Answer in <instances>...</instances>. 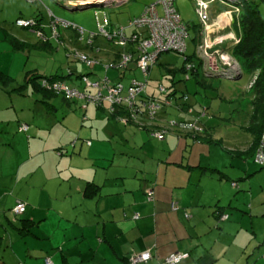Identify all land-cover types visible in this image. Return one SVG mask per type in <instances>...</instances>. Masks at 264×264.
<instances>
[{"label": "crops", "instance_id": "crops-1", "mask_svg": "<svg viewBox=\"0 0 264 264\" xmlns=\"http://www.w3.org/2000/svg\"><path fill=\"white\" fill-rule=\"evenodd\" d=\"M75 2L68 5L74 8ZM154 2L147 1L140 15ZM226 10L220 2L211 4L210 20ZM30 18H39L50 30L43 17ZM132 20L118 21L113 29L127 27ZM187 24L194 32L191 37L189 29L194 50L189 53L187 46V56L198 62L199 69L194 79H184L191 81L198 97L189 96L191 114L185 105L162 109L154 127L171 118L189 121L205 108L201 120L205 133L198 141L189 133L181 138L170 133L158 141L151 128L118 122L109 115L106 103L83 110L81 102L61 96L37 92L41 95L36 98L31 86L19 93L16 88L25 77L17 86L0 89V264H46L47 260L52 264H129L131 255L146 251L153 255L147 264H163L176 253L189 255L180 264H264V193L257 198L252 183L264 175V167L259 170L254 159L257 136L264 134V107L257 104L258 94L251 86L260 72H243L236 87L210 77L197 48L204 40L211 42L225 34L240 38L238 20L208 36L200 29L199 18L197 24ZM126 32L130 36L133 30ZM8 38L10 43V39L26 43L28 49L37 43ZM63 40L65 72L49 77L37 70L29 72L63 78L82 92V76L128 84L136 73L132 64L126 78L115 72L112 80V69L104 65L123 50L114 54L93 50L79 42L75 33ZM50 43L47 48L55 50L58 43ZM71 48L89 53L101 64L88 69L69 57ZM147 91L156 95L149 86ZM23 124L29 127L26 132L20 131ZM262 186L260 182L259 189ZM148 189L154 191L151 202L146 198ZM19 201L27 205L26 211L14 218L11 211ZM174 202L177 211L171 208ZM220 213L229 218L219 222Z\"/></svg>", "mask_w": 264, "mask_h": 264}, {"label": "built area", "instance_id": "built-area-1", "mask_svg": "<svg viewBox=\"0 0 264 264\" xmlns=\"http://www.w3.org/2000/svg\"><path fill=\"white\" fill-rule=\"evenodd\" d=\"M29 2H37V0H25ZM85 6V4H92L97 2H108L112 3L119 0H78L77 3ZM221 3L227 4L229 7L238 8L241 7L245 2L251 0H216ZM175 0H158L157 3L147 6L141 15V17L135 18L130 22V28H133V34L128 36L126 29L120 27L111 30L108 33L105 30L106 17L103 24H98L99 34L90 33L86 35V31L77 25L59 20L51 12L50 18L51 23L49 28L52 31V39L62 46L60 40V28L64 30L71 29L76 35L78 41H85L87 46H93L95 40L102 36L111 43H114L117 47H121L124 51L120 54L117 60L105 64L106 70L114 69L120 73L127 70L131 63H136L137 69L141 72L144 80L133 79L125 86L122 82H112L108 77L102 79H91L89 76H82L80 78L81 83L85 87V91L81 92L74 88L70 83L56 79H43L42 87L45 90L54 92L60 95L67 101H79L82 103V109L86 110L88 105L101 106L106 103L108 105V113L110 116L117 119L118 122L124 125L137 124L141 127L151 128L153 135L156 139L164 140L166 135L178 130L183 133L192 134L194 139L201 138L204 134V127L201 120L205 117L206 109L204 108L198 115L192 116L191 121H180L176 119L168 120L163 127H154L155 122L158 119V114L163 107H173L177 105L178 102L188 103L189 95L187 94H169L162 101L160 97H155L154 95L148 93L147 86L149 84V75L152 68L156 65L159 57L164 53H177L184 57L185 68L188 72L187 79L190 78V73L196 70V64L190 62L187 53V40L189 38V32L186 25L182 22L178 12L175 8ZM161 5V6H159ZM197 16L202 23L209 21L208 15L206 14L207 5L210 6V2L205 0H197ZM199 5V6H198ZM159 6V7H158ZM160 8H162L163 13H160ZM157 9L158 15L156 21L150 18V14ZM99 20L98 16H96ZM97 23H99L97 21ZM17 26L20 28L34 29L32 31L35 36L42 39L44 42L47 38L42 33V24L37 21L23 20L19 19L16 22ZM33 27V28H32ZM144 33V35H143ZM87 36V38H86ZM206 52V51H204ZM69 57L78 60L83 63L88 69L93 70L95 67L101 64L100 60L92 57L91 55L81 52L77 49L71 48L68 50ZM213 55H206V57H213ZM225 58V57H224ZM225 63L208 61L207 71L211 74L209 76H214L217 72H222L221 70H227ZM95 91L92 93L91 91ZM160 94H166L167 89L163 86L160 87ZM192 108L189 109L188 113H192ZM86 120V118H84ZM141 120H145L147 123H140ZM29 127L27 125H22L20 131H27ZM255 160L258 164L264 165V141L258 146L256 150ZM146 198L149 202L153 201L154 191L153 189H148L146 191ZM27 205L23 202H18L16 206L12 209V215L14 218H18L23 215L26 211ZM178 209L177 204H172V210L176 211ZM139 215L135 216L138 219ZM228 219V216L222 217V221ZM152 255L150 251H146L143 254H133L129 258L130 264H141L147 263L151 260ZM188 258L187 254L176 253L167 258L163 264H178L181 260ZM46 264H52L50 260L46 261Z\"/></svg>", "mask_w": 264, "mask_h": 264}, {"label": "rangeland", "instance_id": "rangeland-1", "mask_svg": "<svg viewBox=\"0 0 264 264\" xmlns=\"http://www.w3.org/2000/svg\"><path fill=\"white\" fill-rule=\"evenodd\" d=\"M75 1H78V0H37V2L35 1L29 2L25 0H0V71L7 73L14 79V82L12 83L11 86H17L19 83L20 84L23 83L25 74L29 71L37 70L39 71L40 74L42 75L44 74V75H47V77H49L50 75H52V73L55 74V73L65 72L68 67L66 49L64 47H61L60 49H56L57 47L58 48L60 47L58 45L55 48V50L38 49V48H34V49L30 48V49H26L22 51L14 50L13 46L9 42L8 37H14L19 41L26 40L33 44L38 42L36 41V38L34 37L35 34L33 35L32 33H30L34 29H30L32 30L30 31V30H26V29L18 27L16 25L17 20L19 19L28 20V21L35 20L38 23H41L37 18L28 19V17L37 15L39 17H43L46 22L51 23L50 13L52 12L57 19L63 20L65 22H69L71 24L77 25L78 27L84 29L87 33L86 35L88 36V34L90 33L99 34L98 24H103L105 21V17H106L107 24L105 25L106 26L105 30L108 33H110L111 30L115 29V28L113 29V27H115L113 26V24H116L118 21L120 22L130 21V19L132 20L137 15H140L141 10L143 11L145 3L151 0H126L127 3L125 4L114 6V7H103V8L90 7V6L85 7L81 5V1H79L80 3H73V5L76 6L74 8L68 5V2H75ZM123 1L119 0V1H114L112 3L113 4L123 3ZM154 1H156L154 3H157V0H154ZM205 1H208V0H205ZM196 2L197 0H175L174 5L176 8V11L178 12L181 20L184 23L186 24L189 22L194 23V24L198 23ZM208 2H210V5H211L219 1L209 0ZM256 2L259 5L260 13L264 18V3L262 0H256ZM222 4L227 7V10L223 12L219 16V18L215 20H210L209 18L210 6L207 5L206 14L208 15L209 21H207L206 23H202L200 20V24H201L200 29L204 31V34L206 36L212 35V34L214 35V34H217L231 27V25L236 20H238V25L241 30L242 36H243V30H242V25L240 21V16L243 10V5L241 7L234 9L232 7H229L227 4H224V3ZM96 16L99 17V20H97ZM139 17H141V15ZM223 17L227 19V22L224 23L222 21ZM97 21L99 23H97ZM120 27H116V28H120ZM122 28L124 29L130 28V25H128L127 27H122ZM60 32L62 33L63 37L67 35H71V34L74 35V32L71 29L64 30L63 28H60ZM190 33H191V37H193L194 32H192L191 29H190ZM190 33H189V37H190ZM225 35L226 37H224V35H221V36L214 38L211 42L204 40L203 44L201 45L199 44L197 48V55L203 63H207V64H208V61L210 62H214L216 60L219 61L220 58L227 57V59H229V61L233 65L231 66L232 68L227 67L229 68L230 74L225 75V74H222L221 72H217V74H215L214 76L215 78H220L224 80L225 82L232 83L233 86L236 87L237 85H235V82H239V81H236V79L241 77L243 72L245 71L241 65V62L236 60V58L232 55V50L238 44H240L242 36L240 38H237V37L232 36L231 34H225ZM187 43L189 46L188 51L189 53H191L194 50V47L190 39H188ZM88 47L92 48L93 50H98V51L100 48H102V51L104 52L108 51L109 53H112V54H114V51L119 52L120 50V48L117 47L114 43H111L109 40H106L102 36L98 37L95 40V43L93 46H88ZM221 47L222 48L224 47L223 50H221L222 49ZM213 54L215 56L206 57V55H213ZM197 55L195 53V57ZM187 57L188 56L186 53V58ZM103 59H108V58H103ZM184 61H185L184 57L176 53L162 54L158 59L157 65H155L154 69L151 71L150 76L148 78L151 80L149 83L150 91L151 92H153L154 90L156 91L157 88L161 84H163V86H165L169 90L176 89L181 94H187L191 96L190 98L198 97V95L194 94V92L191 89L193 88L191 81H184V78L186 77V76L184 77L185 74L182 72V69L185 63ZM168 69L174 70V72H169ZM198 69H199L198 66H196V70ZM115 72L117 71L114 69L110 70L109 76L111 77L112 80H114L113 77L117 76ZM206 74L211 75L208 71H206ZM138 78L144 80V77H142V75L141 76L139 75ZM243 79L247 80L248 79L247 75L244 76ZM229 80H231V82ZM214 82H216L219 85L218 79H214ZM173 83H176L175 87L173 86ZM124 85L128 86V84H124ZM31 89L33 90L32 86H31ZM147 89H148V86H147ZM171 93H174V92H171ZM33 94L35 95V97L38 96L36 98H39V96L41 95V94L38 95L37 92H35L34 90H33ZM60 100L61 98H58V102ZM163 126L165 125L162 123L159 125V127H163ZM22 132H25V131H22ZM204 133H205V127H204ZM238 133L241 137L243 136V138H245V134H242L241 131ZM240 143H243V142H240ZM258 165L257 167L259 168V170L262 169L261 167H264V166H261V165L258 166ZM262 170H264V168ZM263 179H264V175L263 176L260 175L259 179L254 178V180H252L251 178L252 183L254 184V187L256 190V195L258 196L257 198L261 197V194L264 193V188L259 189L260 182L263 183L262 187H264ZM224 216H228V215L224 214L222 217ZM221 219H220V222L222 221Z\"/></svg>", "mask_w": 264, "mask_h": 264}, {"label": "trees", "instance_id": "trees-1", "mask_svg": "<svg viewBox=\"0 0 264 264\" xmlns=\"http://www.w3.org/2000/svg\"><path fill=\"white\" fill-rule=\"evenodd\" d=\"M262 1L264 3V0H262ZM161 12L163 13V11H160V13ZM37 19L41 22V20L39 18H37ZM240 21H241L242 30H243V36H242V39L240 41V44H238L232 50V55L236 58V60H238L239 62H241V65H242L243 69L245 70V72H247V73H256L257 71L260 72L259 75H258L257 80L252 85V88H254L253 89V92H255V93L257 92V94H258V95H256V102H258L257 104H259L261 107H264V18H263V16L260 13L259 5L257 4L256 0L255 1L251 0V1H248V2H246V3L243 4V10H242V13H241V16H240ZM39 24H42V23H39ZM184 24L186 25V28H187V30L189 32V29H190L189 25L186 24V23H184ZM23 29H25V28H23ZM129 29H132L134 31L133 28H129ZM26 30H28V29H26ZM126 30H127V28H126ZM49 31L47 32L45 30V26H43L42 33L47 38V41L44 42L42 39H40L39 37H37V36L34 35L39 42H37L34 46H32V48H37L38 47V49H42V48H47V46H51V43L50 42L51 41H54V40L52 39V31H51V29ZM75 36H77V35L75 34ZM60 40H62L61 42L64 41L62 34H60ZM10 41L12 43V46L15 48V50H25V49H28V47H29V45H27L26 43H22L21 44V43H18L16 40H13V39H10ZM54 42H56V41H54ZM79 42H84L86 44L85 41H79ZM187 42H188V40H187ZM57 45L59 46V44H57ZM62 45H64V44L62 43ZM47 49H49V48H47ZM120 49L123 50L121 47H120ZM171 53H174V52H171ZM119 56L117 58H119ZM188 58H189L190 62H192V63L196 64V66H198V64H197L198 62L196 63L195 60L192 59L193 57H191V58L188 57ZM115 60H117V59H115ZM157 63H158V61H157ZM157 63H156V65H157ZM132 64L135 65V71H136V73L134 74V76L129 77L128 82L132 81L133 79H136V80L138 79V80L142 81V79H139L138 78L139 75L141 76L142 74L137 69L136 63H131L128 66L127 70L124 71V72H122V73H120L118 71L117 72L120 73L121 76H123V77L126 78L127 75H128V73L131 72V65ZM154 67L152 68V70L154 69ZM168 70H169V72H174V70H171V69H168ZM151 71H150V73H151ZM166 71H167V69H166ZM197 71L198 70H194L192 73H190V78L189 79H191V80L194 79L195 75L197 74ZM182 72L185 74L184 76H187L188 72H187V70L185 68V63H184V67L182 69ZM43 79H51V80L60 79V80H64L63 78H60V77L59 78L58 77L46 78V77L39 76L35 72H27L26 75H25V81H24V83L21 86H19L18 88H16V91L19 92V93H22V91H24L28 86H32V88H33V90L35 92H43V93H47L49 95L60 96L58 94H55L54 92H50L48 90H45L42 87V80ZM150 81L151 80L149 79V83H150ZM184 81H188V80H185L184 79ZM13 82H14L13 78H11L8 75L3 74L0 71V89H8L9 86ZM175 84L176 83H173V86L174 87L176 86ZM148 86L150 87L149 84H148ZM161 86H163V84H161L157 88L156 95H154V96L155 97H160V99L162 101L165 100V97L167 95L174 94L175 92L177 93V90L176 89L169 90L168 88H166L165 86H163L164 88L167 89V93L166 94H160L159 91H160V87ZM171 92H174V93H171ZM69 102H73V101H69ZM177 105H180L179 107H181L182 105H185L187 107L186 110L188 112H189V109L191 108L190 106L187 105V103H183L182 101L178 102ZM185 106H183V107H185ZM174 107H177V106H173V107H163L162 109H164V108H174ZM198 114L199 113H197V115ZM171 119H176V118H171ZM171 119H169V120H171ZM176 120H178V119H176ZM191 120H189V121H191ZM180 121H185V120H180ZM133 125H135V124H133ZM171 133H176V135L179 138H181V135H182L183 132L178 131V130H175V131H173ZM151 135H152V137L154 139H156L154 137V135H153V131L151 132ZM188 136H190V135L188 134ZM192 138H194V137L192 136ZM263 139H264V134L260 132L258 134V136H257V141H256V144H255V149L256 150H257L260 142ZM156 140L163 141V140H159V139H156ZM198 140L199 139H197V141ZM255 155H256V152H255ZM261 166H264V165H261ZM89 188H90V185H89ZM223 215H224V213H220L218 215L219 222H220V219H221V217ZM186 259L187 258L181 260L178 264H180L182 261H184Z\"/></svg>", "mask_w": 264, "mask_h": 264}, {"label": "bare ground", "instance_id": "bare-ground-1", "mask_svg": "<svg viewBox=\"0 0 264 264\" xmlns=\"http://www.w3.org/2000/svg\"><path fill=\"white\" fill-rule=\"evenodd\" d=\"M123 1V0H122ZM126 0H124L123 2H125ZM75 3H77V1L75 2ZM112 5L113 3H108V2H97V3H92V4H85V6H94L95 5V7H97L96 5ZM115 4H118V3H115ZM155 14H157L158 15V11H157V9L153 12V13H151L149 16H150V18H152L153 19V21H156V19H157V17H155ZM222 21L225 23V22H227V19L225 18V17H223L222 18ZM223 57V56H222ZM214 62H218L219 64L220 63H225L226 65H230V67L231 66H233L232 64H231V62L229 61V59H227V57H225V58H220V60L219 61H214ZM214 62H211V63H214ZM232 68V67H231ZM222 72H225L226 74H230V72H229V68H227V70H221ZM262 141H264V139L262 140ZM262 141L260 142V144L262 143ZM90 144V143H89ZM259 144V145H260ZM144 253V252H143ZM143 253H140V254H143ZM151 253V252H150ZM152 255V254H151ZM153 259V255H152V258H151V260ZM151 260H149V261H151ZM148 261V262H149ZM147 262V263H148ZM147 263H141V264H147ZM130 264V263H129Z\"/></svg>", "mask_w": 264, "mask_h": 264}, {"label": "clouds", "instance_id": "clouds-1", "mask_svg": "<svg viewBox=\"0 0 264 264\" xmlns=\"http://www.w3.org/2000/svg\"><path fill=\"white\" fill-rule=\"evenodd\" d=\"M211 77V76H210ZM178 93V92H177ZM181 94V93H180Z\"/></svg>", "mask_w": 264, "mask_h": 264}, {"label": "water", "instance_id": "water-1", "mask_svg": "<svg viewBox=\"0 0 264 264\" xmlns=\"http://www.w3.org/2000/svg\"><path fill=\"white\" fill-rule=\"evenodd\" d=\"M90 7H93V6H90Z\"/></svg>", "mask_w": 264, "mask_h": 264}]
</instances>
